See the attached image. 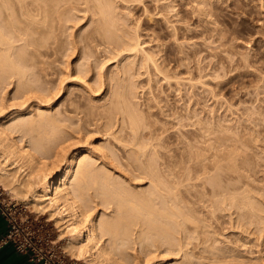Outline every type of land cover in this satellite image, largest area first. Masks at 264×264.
I'll list each match as a JSON object with an SVG mask.
<instances>
[{"label": "bare ground", "instance_id": "6f19581e", "mask_svg": "<svg viewBox=\"0 0 264 264\" xmlns=\"http://www.w3.org/2000/svg\"><path fill=\"white\" fill-rule=\"evenodd\" d=\"M118 1L143 2L0 0V114L8 113L11 106L4 104L11 84V100L17 107L33 100L28 111L19 108L0 123V159L5 165L1 175L15 182L18 190L35 194L37 205L70 237L67 245L83 264H264L262 248L242 255L237 249L220 246L219 237H211L210 207L220 205V200L206 197L210 192L217 197L241 187H224L222 175L217 174L203 181L200 191L198 185L185 182L190 172L182 171V166L178 165L179 170L163 168L161 146L152 144L149 153L142 142L156 136L155 130L142 136L151 121L135 110L129 111L128 96L136 93L132 87L130 93L128 86H116L111 99L112 110L118 109L123 116L114 134L120 141L131 143L124 145V170L103 145L84 151L77 147L84 137L64 123L68 118H58L50 108L67 86L85 85L86 91L95 92L84 78L91 71L90 59L99 51L89 52L92 45L87 43L88 35H76L80 21L96 22L97 33L107 35L105 61L95 58V62L100 69L98 82L102 85L107 80L109 90L114 86V76L105 77L101 71L121 53L137 56L142 51V62L153 61L142 49L141 37L122 29L124 23L116 16ZM58 53L63 55V67L57 72L59 85L52 88L48 77L54 67L50 60ZM131 69L132 65L124 66V74ZM74 78L84 85L73 82ZM104 127L108 129V124ZM127 127L130 131L125 130ZM237 160L230 152L229 162L220 167L246 180L238 172ZM16 161L27 164L30 173L23 178L16 175ZM248 192L244 190L240 198L255 208ZM199 203L205 210H198ZM260 211L264 212L261 204L252 218L257 216L262 223Z\"/></svg>", "mask_w": 264, "mask_h": 264}, {"label": "rangeland", "instance_id": "374dc122", "mask_svg": "<svg viewBox=\"0 0 264 264\" xmlns=\"http://www.w3.org/2000/svg\"><path fill=\"white\" fill-rule=\"evenodd\" d=\"M116 6V16L124 23L122 29L141 37L142 49L153 61L142 62V51L137 56L121 53L101 71L105 77L114 76V86L109 90L107 80L106 84H99L100 69L95 62V58L105 61L107 35L97 33L96 22L80 21L76 35H88L87 43L92 45L89 52L99 51L90 59L91 71L84 78L95 92L86 91L83 82L74 78L73 82L84 87L67 86L52 102L53 113L58 118H68L64 123L84 137L77 147L84 151L103 145L113 152L112 160L124 170L127 160L124 145L131 143L120 141L114 134L123 116L118 109L112 110L111 99L116 86H128L130 93L132 87L136 93L128 96L129 111L135 110L151 121L142 136L150 130H155L156 136L143 138L142 142L149 153L152 144L161 146L163 168L179 170L182 166V171L190 172V180L185 182L198 185L200 191L203 181L217 174L222 175L224 187H241L217 197L210 192L206 197L214 202L220 200V205L210 207L211 237H219L220 246L237 249L242 255L264 250V222H258L257 216L252 218L257 207L264 206V0H143L129 4L118 1ZM62 59L63 55L58 53L50 60L54 67L48 77L52 88L59 85ZM127 65H132V69L124 74L123 67ZM11 89L13 84L4 100L6 106H11L8 113L0 114V123L14 116L19 108L23 111L31 108L33 100L17 107L11 100ZM106 124L108 129L104 127ZM125 130L130 131L128 127ZM230 152L237 155L238 172L246 180H239L237 174L220 167L229 162ZM216 154L220 156L215 157ZM0 160L1 172L5 165ZM16 165L20 178L30 173L27 164L16 161ZM1 173L0 186L7 197L25 205L43 223L66 264H83L67 245L70 237L49 212L37 205L35 194L18 190L16 183ZM205 186L211 190L208 183ZM244 190L249 191L246 195L255 208L240 198ZM203 209V203H199L198 210ZM259 215L264 216V212Z\"/></svg>", "mask_w": 264, "mask_h": 264}, {"label": "built area", "instance_id": "2783aa9c", "mask_svg": "<svg viewBox=\"0 0 264 264\" xmlns=\"http://www.w3.org/2000/svg\"><path fill=\"white\" fill-rule=\"evenodd\" d=\"M0 215L7 229L0 237V251L6 246L25 255L31 264H66L45 232V226L25 205L7 197L0 186Z\"/></svg>", "mask_w": 264, "mask_h": 264}, {"label": "crops", "instance_id": "0c3cea01", "mask_svg": "<svg viewBox=\"0 0 264 264\" xmlns=\"http://www.w3.org/2000/svg\"><path fill=\"white\" fill-rule=\"evenodd\" d=\"M7 229L5 220L0 215V237ZM0 264H31L25 255L17 253L12 246H6L0 251Z\"/></svg>", "mask_w": 264, "mask_h": 264}]
</instances>
